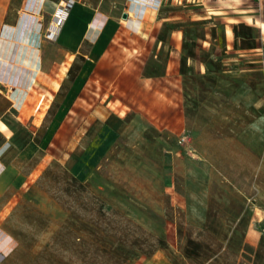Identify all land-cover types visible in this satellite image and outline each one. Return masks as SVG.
<instances>
[{"label":"rangeland","instance_id":"rangeland-1","mask_svg":"<svg viewBox=\"0 0 264 264\" xmlns=\"http://www.w3.org/2000/svg\"><path fill=\"white\" fill-rule=\"evenodd\" d=\"M68 1L31 0L24 29L32 47L56 13L53 2ZM74 1L93 7L102 0ZM238 5L240 19L264 16V0ZM135 54L126 51L124 60L144 84L158 73L147 54ZM74 62L34 127L50 118L82 57ZM240 63L251 70L226 83L187 74L190 118L174 129L148 119L119 87L118 72L95 67L48 146L32 143L30 158L18 162L24 182L0 213V264H264V68L256 56ZM164 85L143 89L156 87L165 99ZM229 134L250 152H207Z\"/></svg>","mask_w":264,"mask_h":264},{"label":"crops","instance_id":"crops-1","mask_svg":"<svg viewBox=\"0 0 264 264\" xmlns=\"http://www.w3.org/2000/svg\"><path fill=\"white\" fill-rule=\"evenodd\" d=\"M117 1L102 0L93 7L81 3L93 10V17L74 49V43L68 37L62 38V44L57 42V37L47 38L48 28L39 34L38 47H32L30 35L24 29L32 15L25 9L32 6L31 0H0V213L9 201L14 200L18 194L16 189L24 182L25 175L18 162L30 158L32 143L41 148L42 135L108 18L115 19L119 25L94 68L118 72L119 87L129 90V94L137 98L139 106L149 116L146 117L152 122L158 119L170 122L166 126L171 129L177 122L190 118L187 89L191 83L186 81L187 74L205 79L219 78L226 83L239 71L251 70L240 62L255 56L264 68V16L262 19L253 16L240 19L238 0ZM53 3L57 10L60 4ZM33 4V10L37 9L38 2ZM42 7L40 2L38 9ZM196 8L198 11L184 12ZM253 13L258 14L253 11L241 14L249 16ZM218 23L223 24L222 34L217 28ZM126 51L147 54L151 69L158 74L144 77L150 81L139 84L132 76L133 71L128 70L129 62L124 60ZM79 56L82 62L50 118L44 117V124L34 127L37 116L45 114L51 107V101L46 97L50 89L61 86L62 75L72 69ZM158 58H165L161 67H158ZM147 70L150 69L143 67L141 72ZM261 78L264 83V69ZM159 81L165 82L167 92L161 93L165 99L155 94L159 92L156 87L147 92L143 89L148 83L151 87L158 86ZM233 89L237 90L238 85ZM230 98L226 102L232 104L236 98ZM226 115H221L223 120L230 116ZM231 137L229 134L222 141L213 140L207 152L216 153L218 146L227 147L221 152L232 153L233 146L243 153L250 152L244 143Z\"/></svg>","mask_w":264,"mask_h":264},{"label":"trees","instance_id":"trees-1","mask_svg":"<svg viewBox=\"0 0 264 264\" xmlns=\"http://www.w3.org/2000/svg\"><path fill=\"white\" fill-rule=\"evenodd\" d=\"M92 17V9L82 5L79 2H73L69 8L65 22L56 38L57 42L62 44V38L68 37L74 43L72 47L75 49L76 45L82 39L87 24L91 21ZM118 25L119 24L115 19L108 18L102 26L90 49L88 58L84 59L78 73L73 78L71 85L65 93V96L61 101L56 113L54 114L50 124L40 139L39 146L42 149H45L48 146L60 122L70 109V106L72 105L75 98L78 96L88 75L94 69L96 61L107 48L108 43L118 28Z\"/></svg>","mask_w":264,"mask_h":264},{"label":"built area","instance_id":"built-area-1","mask_svg":"<svg viewBox=\"0 0 264 264\" xmlns=\"http://www.w3.org/2000/svg\"><path fill=\"white\" fill-rule=\"evenodd\" d=\"M68 13V2L57 7L56 13L50 21L46 37L55 39L63 26Z\"/></svg>","mask_w":264,"mask_h":264},{"label":"water","instance_id":"water-1","mask_svg":"<svg viewBox=\"0 0 264 264\" xmlns=\"http://www.w3.org/2000/svg\"><path fill=\"white\" fill-rule=\"evenodd\" d=\"M72 4V1H68V7H70ZM125 15V14H124ZM125 17V16H124Z\"/></svg>","mask_w":264,"mask_h":264}]
</instances>
